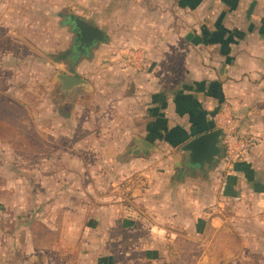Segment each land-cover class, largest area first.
Returning <instances> with one entry per match:
<instances>
[{
	"label": "crops",
	"instance_id": "crops-1",
	"mask_svg": "<svg viewBox=\"0 0 264 264\" xmlns=\"http://www.w3.org/2000/svg\"><path fill=\"white\" fill-rule=\"evenodd\" d=\"M76 4L81 8L74 14L99 28L107 41L97 43L87 56H74L70 50L60 61L67 71L60 73L89 82L78 88L94 87L79 70L100 44L97 50L111 52L115 68V62L123 67L110 74L128 76L130 86L135 87L142 122L138 134L131 135L124 126L120 134L110 135L112 141L131 139L122 153L132 159L126 169L142 172L126 186L132 204L126 209L109 206L104 215L95 213L90 221L105 223L112 232L128 223L146 224L145 234L151 241L157 237L170 240V245L162 247L173 255L179 234L175 229L166 232L160 224L177 229V225L188 226L196 220L197 226H204L214 237L230 233L240 264L243 254L264 253V12L257 10L259 3L248 9L243 0H80ZM11 9L0 0V55L6 62L16 54L18 41ZM66 17L61 25L68 27L73 39ZM125 102L123 109L128 111L130 103ZM222 107L238 120L239 132L254 144L232 168L224 164L222 155L216 164L202 170L199 164H189L179 148L216 129L213 116ZM90 137L99 140L98 135ZM140 140L154 148L142 149ZM158 155L164 160L155 165L152 158ZM115 156L108 155L112 162ZM228 205L236 212L234 230L223 214ZM136 211L141 214L126 216L138 214ZM95 225L93 229L98 230L100 224ZM126 247L99 246L98 264H114V254L131 252ZM91 253L98 255L92 249Z\"/></svg>",
	"mask_w": 264,
	"mask_h": 264
},
{
	"label": "rangeland",
	"instance_id": "rangeland-1",
	"mask_svg": "<svg viewBox=\"0 0 264 264\" xmlns=\"http://www.w3.org/2000/svg\"><path fill=\"white\" fill-rule=\"evenodd\" d=\"M76 1L2 0L12 6L18 41L11 61L0 55V264H98L101 254L96 249L110 243L131 251L114 254V264H240L233 236L214 237L196 220L177 229L160 224L166 232L175 229L179 234L173 255L162 247L170 240L151 241L146 224L128 223L112 232L105 223L90 221L109 206L126 209L132 204L126 186L142 172L126 169L132 159L122 153L131 139L112 141L110 135L120 134L124 126L131 135L138 134L142 122L135 87L128 76L110 74L123 67L115 62V68L114 55L97 50L100 44L79 70L94 87L60 93L54 77L67 71L60 61L72 41L61 22L81 8ZM243 2L246 9L259 3L257 10L264 12V0ZM124 102L130 110L123 109ZM114 153L112 162L108 155ZM152 159L155 165L164 160L159 155ZM136 213L126 216L141 214ZM223 214L234 230V206H226ZM95 224H100L98 230ZM241 264H264V253L243 254Z\"/></svg>",
	"mask_w": 264,
	"mask_h": 264
},
{
	"label": "water",
	"instance_id": "water-1",
	"mask_svg": "<svg viewBox=\"0 0 264 264\" xmlns=\"http://www.w3.org/2000/svg\"><path fill=\"white\" fill-rule=\"evenodd\" d=\"M68 24L74 32L77 39V50L87 51L90 47L97 43L107 41L105 34L96 26L88 22L82 17L70 14ZM59 83V91L64 95H71L74 89L80 86H89V82L79 76L67 73H57L54 77ZM223 131L220 128L213 129L206 133H202L179 148L181 153L186 155L189 164H199L202 170L216 164L223 155L222 143ZM139 144L142 149H152L154 146L147 141L140 140Z\"/></svg>",
	"mask_w": 264,
	"mask_h": 264
},
{
	"label": "built area",
	"instance_id": "built-area-1",
	"mask_svg": "<svg viewBox=\"0 0 264 264\" xmlns=\"http://www.w3.org/2000/svg\"><path fill=\"white\" fill-rule=\"evenodd\" d=\"M77 12V11H76ZM79 14V11L77 12ZM215 125L223 131V161L228 168H232L233 162L245 155L253 146L252 138L239 132L238 120L222 107L214 116Z\"/></svg>",
	"mask_w": 264,
	"mask_h": 264
},
{
	"label": "flooded vegetation",
	"instance_id": "flooded-vegetation-1",
	"mask_svg": "<svg viewBox=\"0 0 264 264\" xmlns=\"http://www.w3.org/2000/svg\"><path fill=\"white\" fill-rule=\"evenodd\" d=\"M66 20H67V25L68 26H70L69 24H68V18L66 17ZM71 28V27H70ZM71 31H72V28H71ZM73 32V31H72ZM73 34H74V32H73ZM75 35V34H74ZM73 35V39H72V45H71V53H72V55H76V54H79V51L77 50V39L75 38V36ZM96 45V44H95ZM95 45L94 46H92V47H90L89 49H87V51L86 52H84V50L82 51V52H80V55H88V54H90L91 53V50L95 47ZM70 63H71V61H70ZM198 165V164H197Z\"/></svg>",
	"mask_w": 264,
	"mask_h": 264
},
{
	"label": "trees",
	"instance_id": "trees-1",
	"mask_svg": "<svg viewBox=\"0 0 264 264\" xmlns=\"http://www.w3.org/2000/svg\"><path fill=\"white\" fill-rule=\"evenodd\" d=\"M1 105V104H0Z\"/></svg>",
	"mask_w": 264,
	"mask_h": 264
}]
</instances>
